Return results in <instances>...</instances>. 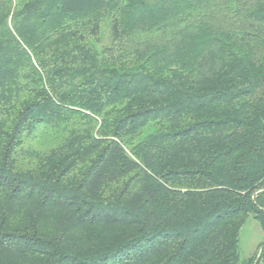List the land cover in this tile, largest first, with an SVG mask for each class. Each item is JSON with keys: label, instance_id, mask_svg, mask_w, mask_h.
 <instances>
[{"label": "trees", "instance_id": "obj_1", "mask_svg": "<svg viewBox=\"0 0 264 264\" xmlns=\"http://www.w3.org/2000/svg\"><path fill=\"white\" fill-rule=\"evenodd\" d=\"M250 216L264 0H0V264H264Z\"/></svg>", "mask_w": 264, "mask_h": 264}, {"label": "rangeland", "instance_id": "obj_2", "mask_svg": "<svg viewBox=\"0 0 264 264\" xmlns=\"http://www.w3.org/2000/svg\"><path fill=\"white\" fill-rule=\"evenodd\" d=\"M109 38H103V43H108ZM264 241V232L259 223L250 216L242 227L239 237V254L241 262L251 258L257 251L259 245Z\"/></svg>", "mask_w": 264, "mask_h": 264}, {"label": "water", "instance_id": "obj_3", "mask_svg": "<svg viewBox=\"0 0 264 264\" xmlns=\"http://www.w3.org/2000/svg\"><path fill=\"white\" fill-rule=\"evenodd\" d=\"M259 256H260V253H259V255H258V258H259Z\"/></svg>", "mask_w": 264, "mask_h": 264}]
</instances>
